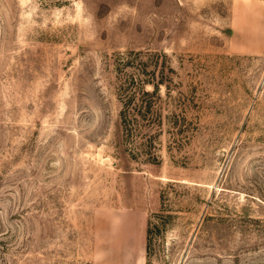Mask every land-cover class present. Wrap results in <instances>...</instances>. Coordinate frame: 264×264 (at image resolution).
I'll return each mask as SVG.
<instances>
[{
	"label": "rangeland",
	"instance_id": "1",
	"mask_svg": "<svg viewBox=\"0 0 264 264\" xmlns=\"http://www.w3.org/2000/svg\"><path fill=\"white\" fill-rule=\"evenodd\" d=\"M0 264H264V0H0Z\"/></svg>",
	"mask_w": 264,
	"mask_h": 264
}]
</instances>
